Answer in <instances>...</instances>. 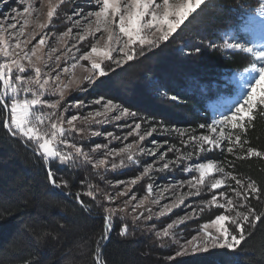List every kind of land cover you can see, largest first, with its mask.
Listing matches in <instances>:
<instances>
[{"label":"trees","instance_id":"16d2710c","mask_svg":"<svg viewBox=\"0 0 264 264\" xmlns=\"http://www.w3.org/2000/svg\"><path fill=\"white\" fill-rule=\"evenodd\" d=\"M62 7L59 6L58 14L65 11L66 4L64 9ZM258 7L259 0H206V6L202 5L192 13L168 41L146 50L143 56L137 55L110 73L112 77L125 74L132 81L130 89L141 90L142 96L131 99L128 94L119 93L120 88H108V84L106 88L97 89V96L116 101L121 107L135 112L137 121H144L147 117L153 120L150 123L154 125L163 123L187 130L190 135L205 132L199 126L211 122L210 103L219 100L218 90L227 86L229 69L242 71L252 62V57L240 50H225L222 37L237 20L238 10L248 12ZM197 48L199 52L195 51ZM157 55L164 57L156 60ZM110 76L103 79L108 81ZM194 78L203 82L200 87L192 86ZM102 89H110V92L103 95ZM172 96L178 98L172 100ZM3 118L0 116V158L6 164L0 161V264H96V255L103 264H264V157L246 155L248 147L264 152V116L259 113L246 129L229 127L224 130L225 134L232 133L233 141L236 135L241 136V143L247 141L243 148L224 140L221 147L201 152L199 146L190 141L184 146L180 138H165L180 150V155L174 156L175 164L168 170L171 176L178 179L181 176L184 179L197 177L194 172L185 173L184 165L193 160H210L223 167L225 172L235 175L244 185L251 180L261 189L259 198L248 195V199L244 200V195L250 190L236 185L230 176L224 177L219 173L225 178V187L201 192L197 198L200 203L196 205L197 218L172 229L176 238L181 242L190 239L201 225L210 222L216 215H235L215 205H202L203 200L211 199L213 192L217 193L218 202L222 203L219 192L224 191L228 198L233 199L237 210L243 212L252 207L262 219L254 227L245 226L248 235L234 253L226 249H212L182 256L175 255L179 245L173 243L171 237L157 235L178 217L180 212L176 211L163 217H155L152 210L145 208L132 216L119 214L113 217L107 242L100 239L103 230L101 205L114 207L105 199V195H110L111 187L103 181H107V177L118 181L131 179L138 172L137 168L127 164L124 171H111L110 164L108 168L97 167L93 155L87 153V159L76 157L67 168L53 166L57 181H67V187L55 189L49 184L46 166L35 154L34 145H26L22 138L11 136L2 126ZM68 139L85 153L86 146L91 145L73 132ZM100 143L110 144L104 139ZM229 146L233 147V153L227 152ZM183 153H189L191 157L178 160ZM121 158H116V163L119 164ZM145 181L146 178L139 181L136 188L146 198ZM89 184L96 192L95 200L86 195ZM233 189L240 191L241 196L237 197ZM77 193L83 194V206L77 203ZM200 207L203 211H199ZM134 216L139 219L134 221ZM18 223L23 225L24 232L12 238V230ZM124 224L128 225L129 234L122 236L119 233ZM225 224L232 230L228 222ZM23 242L28 245L26 249L22 247Z\"/></svg>","mask_w":264,"mask_h":264},{"label":"snow or ice","instance_id":"6c2138e0","mask_svg":"<svg viewBox=\"0 0 264 264\" xmlns=\"http://www.w3.org/2000/svg\"><path fill=\"white\" fill-rule=\"evenodd\" d=\"M0 2L7 3V0H0ZM46 2L49 23L38 24L37 26L40 28L50 27L51 21L57 15L58 5L75 3V0H56V4H53L52 0H46ZM85 2L96 10L86 13L85 20L93 17L94 20L83 28V34L77 33L78 39L85 41L86 37L92 34L94 26L95 32L103 30L107 34V40L101 51H98L96 44H93L90 50L83 52L76 58V64L71 67L75 68L79 61H87L88 66L81 64L80 67L87 73L83 77L84 81L93 89L106 87L107 81L103 78L115 72L117 67H123L124 64L135 59L137 55L143 56L146 50L159 47L162 42L168 41L169 37L188 20L192 13L200 9L202 5L206 6V0H85ZM19 3L26 4L23 7V13L29 16L36 11L35 6L29 0H19ZM11 12L14 15L5 16L6 20L12 21L6 27L14 29L21 13L20 9L17 8L11 9ZM79 16H81V12L73 9L72 15L66 16V19L70 20L74 27L81 28L83 27L81 21L73 19V17ZM27 22L25 19L24 23ZM4 30L5 26L0 25V84H2V89H0V116L4 117L2 126L11 136L22 138L26 145L29 143L34 145L33 150L43 160L49 184L53 188L67 187L66 180L57 181L53 166L67 168L70 163L75 161L76 157L83 156L87 159L88 154L68 139L72 131H83V129H77L74 123L80 117L71 115L65 118L58 110L62 107L64 111H70L72 108L80 109L87 102L77 100L67 107L61 105L60 100L63 99L67 87L61 81V74L57 72L53 76L50 73H42L37 62L32 59L33 56H36V48L33 47L31 53L24 51L22 43L26 47V42H16L13 47L5 41ZM71 31L72 29L69 28L62 36L69 35ZM14 35L18 39L20 35H23V28ZM222 40V47L225 50H240L250 55L252 62L242 71L229 69L227 86L218 90L220 98L214 108V115H218L220 119H213L211 124L199 126L202 129L207 127L209 134L189 135L188 140L195 142L201 152L210 151L211 147H221V142L224 140H227L229 144H239L243 148V144H246L247 141L241 143V136L239 135H236L235 141H233L232 133L225 134L224 129L229 127L231 129H246L247 125L255 120L257 113L264 116V0H259V7L253 11L238 10L237 20L231 25L230 31H225ZM44 44L45 39L41 37L38 45ZM211 46L216 47V45ZM17 49L19 51H16ZM52 51L56 50L53 49ZM195 51L199 52V48ZM113 53H118V55L114 56ZM36 59L39 61L40 58L37 57ZM59 59L60 57H56L57 61ZM24 60L28 61L27 67L23 63ZM28 69H31L34 75L29 74ZM62 71L69 73L70 70L65 67ZM216 79L219 81V77ZM191 83L193 87H200L203 82L194 78ZM156 90L159 91V87ZM48 93L59 96L60 99L50 100L47 98ZM29 94L31 98H28ZM170 98L176 100L178 97L172 96ZM102 101H104L102 104L103 111L97 110L95 112L96 117L104 116L106 113L117 109L121 115L133 117L137 115L128 108L114 104L110 99L105 101L103 96L95 99L93 103L99 105ZM45 108L49 111H43ZM89 115L93 114L89 113ZM83 119L86 120L87 118ZM65 124H67V128L64 127ZM140 128L141 124L135 123L128 133V136H131L133 132L137 134L138 141L134 142L137 145V150L154 159L158 157L159 161L162 162L159 170H168L170 166L175 164V161H166V153L155 147L149 150L142 146L146 136H151L156 130L155 127L143 135L139 133ZM217 128L220 129L219 133H217ZM177 131L180 136L186 134V132ZM212 133L217 134L213 136ZM94 135L98 134L94 133ZM105 135L119 139L112 133H105ZM187 142L185 141V143ZM206 145L211 147L206 148ZM102 147L107 148V145H96L97 150ZM132 148V144H127L119 149L114 147L104 155L105 157L122 156L119 164L114 161L111 162V167L116 169L128 163H136L133 151H131ZM173 150L172 148L168 149L169 152ZM227 152L233 153V147H227ZM246 155L247 157H264V152L248 147ZM190 157L191 154L188 158ZM177 159L182 161L183 158L178 157ZM108 163L107 158L101 159L96 163V166H106ZM153 167L152 163L145 162L140 176H135L128 184L135 185L144 175H148ZM183 171L190 174L192 172L198 173V178L192 176L191 180L179 182V186L187 184L189 187V192L185 195L200 196L203 190L221 189L225 181L222 178H216L214 175V173H221L224 177L230 176L236 185L250 190L244 195V200L248 199V195L259 198L258 194L261 189L258 188L255 181L249 180L244 185L240 179H237L232 173L225 172L224 168L217 166L214 161L194 163L185 167ZM152 190L153 185L149 184L147 191L151 193ZM233 191L237 197L241 196L240 191L235 189ZM82 195L77 193L76 200L83 206L85 202L81 198ZM86 195L93 200L96 199V192L91 184L88 185ZM124 195H128L127 190L117 193V197ZM219 195L225 197L224 203L218 202L217 193L213 192L211 199L203 200L202 205H215L227 213L234 212L235 215L222 213L216 215L210 222L201 225L203 235L199 240L197 236H192L190 239L181 242L176 238V233L171 231L184 224L186 220L191 219L197 213V208H193L190 213H186L183 217L178 216L176 220L168 223L162 232L157 233L158 236L171 237L173 243L179 245V250L175 253L176 256L185 255L189 251L208 252L212 249H226L229 253H234L248 235L245 232V226L254 227L256 222L261 221V215L257 214L254 208L248 207L247 211H239L234 205L233 199L228 198L224 191H220ZM105 199L113 201L116 197L105 195ZM132 199L135 200L136 198L132 197ZM183 202V198H181L178 202H173L171 206L164 205L159 215L171 212L173 207H178ZM129 203L128 200L124 201L123 207H103L101 205L103 208V230L100 239L107 240L109 238L113 227V217L124 213ZM136 207L138 205L133 207V211L136 210ZM86 210L91 211V208ZM199 211H203V207H200ZM137 219H139L138 216L133 217L134 221ZM225 222L232 226V230L226 226ZM209 228H215V233L208 231ZM119 234L122 236L129 234L127 224L121 227ZM95 260L96 264H103L99 255L95 256Z\"/></svg>","mask_w":264,"mask_h":264},{"label":"rangeland","instance_id":"374dc122","mask_svg":"<svg viewBox=\"0 0 264 264\" xmlns=\"http://www.w3.org/2000/svg\"><path fill=\"white\" fill-rule=\"evenodd\" d=\"M29 2H31L36 8V11H34L30 16L28 14L23 13V7H25L26 4H20L19 0H7V3L0 2V25L5 26V30L3 31L4 39L8 44L12 45L13 47L16 42H26L27 46L25 47V45L22 43V47L24 48V51H27L29 53H31V50L33 49V47H35L36 56H33L32 59L33 61L37 62V66L41 68L42 73H50L53 76L57 72L61 74V81L64 85L67 86L64 91L63 99L60 100L61 105L67 107L68 105L73 104L77 100H82L87 102L80 109L72 108L70 111H64L62 107L58 110L65 118H68L71 115H78V117H80L74 123L77 129H83V131H72V132L81 135L85 141L91 142L90 146H86L87 147L86 153L92 154L93 155L92 159L96 163L101 159L107 158L109 160V163L106 166L102 165L100 167L108 168L109 164L111 166L112 161L117 162L118 159L116 158H121L122 156L118 155L117 157L116 156L105 157L104 154L109 149H112L114 147L119 149L127 144H132L133 148L131 149V151H133V155L136 163L135 164L128 163L127 165L129 166L131 165L132 167L138 169V172L136 173L135 176H140L141 172L143 171V167L145 166V162L152 163L154 166L148 175L143 176L147 179V181H145L143 185V188L145 189V194L147 196L146 198L145 196L139 194L136 188L137 183L139 181L144 180L145 178L142 177L140 180L137 181L135 185H130L128 184V182L132 178L118 181L115 179L110 180V177H107L106 179L107 181H103V182H108L107 186L111 187L109 196L116 197L115 200L110 201L112 204H114L113 206L123 207L124 201L128 200L130 201V203L127 205L125 209L124 212L125 214L132 216L135 213L137 214L138 211H141L142 209L145 208L147 210H152L155 217H163L165 215L168 216L170 213H173L174 211L180 212L179 213L180 216L179 215L178 216L183 217L185 216L186 213H190L193 208H197L198 206L196 205L200 204L197 200L198 196L185 195V193L189 192V187L187 184H185L184 186H179V182L181 180L186 181V180H191V178L184 179L181 178L182 176L179 179L175 178L171 176V174L168 172V170L170 169L160 171L159 169L161 168L162 162L159 161L158 157L154 159L153 157L147 156L144 153L137 150V145L136 143H134L135 141H138L137 134L133 132L131 136H128V133L132 130L135 123L141 124L139 133L142 135L145 134L147 131L151 130V128L155 127L156 130L152 133L151 136H146L145 141L142 143V146L149 150L155 147L159 149V151L166 153V161L167 160L176 161L174 156L180 155L178 152L180 151L179 147L176 148L175 143L173 142L171 143L169 139H165V138L166 137L180 138V141L183 142L185 146L186 144L185 141H189L188 137L190 135L187 130L173 127L170 125L166 126L163 123L159 125H154L153 123H150L153 120L148 119L147 117H145L144 121H137L133 116L121 115L118 109L110 111L101 117L95 116V112L97 110L103 111L102 104L104 103V101H102L101 104L99 105L93 103V101L98 98L97 94H99V91L87 85L83 79V77L86 76L87 73L84 72L83 68L80 67V65L82 64L88 66V62L79 61V64H77L75 68H72L71 66L73 64H76V58L82 55L83 52L90 50L93 44H96L98 51H101L106 43L107 34L104 33L103 30H101L100 32H95L94 26L92 29V34L88 35L85 41H80L77 37V33L79 32L83 34V28L87 27L88 23L94 20V17L89 18V20H85L84 17L86 13L88 11H94L96 9L93 8L91 5H87L85 0H75V3L66 4L64 12L62 13L60 12V14L57 13V15L51 21L50 27L40 28L37 26L38 24L49 23L47 18V10H48L47 2L46 0H39V2L38 0H29ZM52 2L53 4H56V0H52ZM61 5L63 6L62 8L64 9V4ZM61 5H58L57 12L59 11L58 9L59 6ZM13 8L20 9L21 15L17 18L16 28L10 29L7 28L6 26L12 21L6 20L5 16L14 15V13L11 12V9ZM73 9L81 12V16L73 17V19H79L81 21V24L83 26L81 28L74 27L72 22L66 19V16L72 15ZM25 19H27L28 21L26 24L24 23ZM21 28H23V35H20L17 39V37L14 34L17 33ZM69 28L72 29L71 33H69V35L67 36H62V34L64 32H67ZM41 37L45 39L44 45H38V41L41 39ZM97 41H99V43H97ZM73 45H75V47H73ZM53 49H55L56 51H52ZM16 51H19V49H17ZM232 51H237V50H232ZM113 55L114 56L118 55V53H113ZM160 56L156 60H161V58L164 57V56L162 57ZM37 57L40 58L39 61H37L36 59ZM56 57H60L59 61L56 60ZM23 63L27 67L28 61L24 60ZM161 66L163 65L161 64ZM65 67L69 68L70 70L69 73H64L62 71V69ZM28 73L34 75V72H32L31 69H28ZM110 75L111 74H109V76ZM124 75L125 74H118V75H114L113 77L110 76L109 80L107 81V84L109 86L107 87L108 88L112 87L111 89H115V90L120 88L121 91H119V93L128 94V96L131 99L135 97L139 98L140 96H142L143 92H141V90L137 91L135 88L133 90L130 89L132 85V81L128 80ZM102 91L104 92L103 95H106L108 92H110V89H102ZM29 98H31V95ZM47 98L50 100L60 99L59 96H53L51 93L47 94ZM106 100L109 99L105 98V101ZM217 102L218 100L211 103L210 105V109L213 115L211 122L209 124L212 123L213 119H220L218 115H214V108L217 106ZM114 104L119 105L117 104L116 101H114ZM45 109H46L45 111L49 110L47 108ZM89 113H92L93 115L90 116ZM85 117L87 118L86 120L83 119ZM117 117H119V119H117ZM64 127L67 128L68 127L67 124H65ZM105 130H108V132H105ZM177 130L186 132V134L184 136H180ZM204 130L205 132H201L197 135H208L209 134L208 128L205 127ZM219 131L220 129L217 128V133H219ZM94 133L98 135H94ZM105 133H112L113 136L119 137V139H114L112 137H109L105 135ZM217 133H212L211 135L215 136ZM103 139L109 140L110 144L107 145V148L102 147L97 150L96 145L98 143L103 145L102 143H100ZM191 143L196 145L195 142H191ZM170 148L174 150L169 152L168 149ZM187 154L189 153H183L181 155L183 160H188ZM123 158L126 159V157ZM0 161L6 164L5 160L3 161L1 158ZM201 162H207V161L193 160L189 164L184 166L189 167L194 163H201ZM125 169L126 167L123 166V167H118L116 169L112 168L111 171H115V170L124 171ZM185 173H189V172L185 171ZM194 173L198 177V173L196 172ZM214 175L216 178H222L225 181V178L221 174L214 173ZM163 176H165V178L161 179L163 178ZM119 182H124V183H119ZM149 184L153 185V190L151 193L147 191V186ZM223 187H225V183ZM126 190L128 192V195L117 197V193L124 192ZM132 197H135L136 199L133 200ZM181 198H183L184 201L182 204H179L178 207H173L171 212H165L164 215H159L164 205L171 206L173 202H178ZM219 198L222 200L221 201L222 203L225 202L224 198L220 196ZM137 205L138 207H136V210L133 211V207ZM195 218H197L196 215L192 216V218L186 220L184 224L187 221ZM208 231L215 233V228H209ZM22 232H24L23 225L21 223L16 224L11 233L13 234L12 238L21 235ZM195 232H196L195 236H197L199 240V238L203 235L201 227H199ZM27 246L28 245L26 243L22 244L23 249H26ZM199 252H203V251H199ZM188 253L191 254L194 252L189 251Z\"/></svg>","mask_w":264,"mask_h":264},{"label":"water","instance_id":"95a60500","mask_svg":"<svg viewBox=\"0 0 264 264\" xmlns=\"http://www.w3.org/2000/svg\"><path fill=\"white\" fill-rule=\"evenodd\" d=\"M55 189H58V188H55ZM62 194H63V193H62ZM77 203H79V202L77 201ZM79 205H81V204L79 203ZM81 206H82V205H81ZM108 239H109V238H108ZM108 239H107V240H108ZM107 240H105V242H104V243H106V242H107Z\"/></svg>","mask_w":264,"mask_h":264},{"label":"bare ground","instance_id":"6f19581e","mask_svg":"<svg viewBox=\"0 0 264 264\" xmlns=\"http://www.w3.org/2000/svg\"><path fill=\"white\" fill-rule=\"evenodd\" d=\"M110 236V235H109Z\"/></svg>","mask_w":264,"mask_h":264}]
</instances>
